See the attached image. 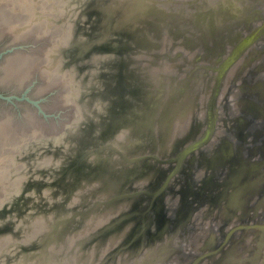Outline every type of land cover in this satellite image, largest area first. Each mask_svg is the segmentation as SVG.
I'll list each match as a JSON object with an SVG mask.
<instances>
[{"label": "water", "instance_id": "water-1", "mask_svg": "<svg viewBox=\"0 0 264 264\" xmlns=\"http://www.w3.org/2000/svg\"><path fill=\"white\" fill-rule=\"evenodd\" d=\"M120 1H110L107 10L114 11ZM119 5L122 7L118 21L121 33L117 39L104 42L103 46L107 48L98 52L100 59L107 52L115 55L114 49L118 48L117 67L110 71V66L109 72L103 75H110L105 87H119L105 96L118 99L117 91L123 95L131 90V95L135 96V92L141 89L147 114L142 116L143 110L138 105L125 110L121 106L123 108L119 111L115 107L110 108L111 113L106 118L112 122L119 120L116 123L118 129L115 122L111 124L109 121L108 124L115 127L113 131L106 130L114 134V143L91 144L94 139L92 131L102 124L103 117L97 113L94 115L83 106L76 127L71 130L75 134L73 139L55 142L49 138L48 143L38 147L43 155L39 154L34 164L38 168L36 172L43 170L41 173H44L46 170L42 166L52 167L58 162L54 155L44 154L48 145L65 146L64 143L80 141L69 158V170L62 172L60 178L52 171L50 176L43 178L48 187L38 189L43 193L40 194L42 200L54 193L57 183L61 188L88 183V187L98 186L102 191L95 199L87 198L92 200L94 209L100 215L90 217L83 228L69 234L63 242L52 243L49 250L51 253L55 250L56 256L54 253L53 260L49 256L41 261L49 262L50 259V264H64L58 254H73L70 248L79 245L76 243L83 242L87 234L97 228L101 231L100 239L104 241L95 245L103 247L99 251V264L108 263V258L113 261L109 264H264V153L258 160L239 156L241 145L238 147L235 144L233 135H223V122L219 123L223 117L220 113L227 115L224 109L219 111L222 97L216 102L223 73L244 50L254 54L249 62L264 55L260 46H251L264 39V0H122ZM85 37L78 49L72 51L71 59L68 56L70 68L84 59L97 56L91 55L90 50L94 38L88 33ZM86 42L89 46L83 51ZM15 43L9 42L10 47L0 52V60L21 47ZM260 43L264 46L263 42ZM30 45L27 44L28 47ZM67 47L68 44H63L57 54L61 65L65 63L61 55ZM173 54L184 58L180 68L169 65L168 59L172 61L176 58L172 57ZM112 57H109V62ZM137 63L140 64L139 69L135 66ZM215 63H220L217 68ZM214 69L218 70L217 85L212 91L200 94L199 86L207 87L208 76ZM147 79L150 87L145 90ZM37 82L36 79L24 85L21 97L14 92H0V97L9 101L25 97L39 106L46 99L44 94H39L42 95L39 98L29 96L36 94L34 88ZM138 82H141L138 86H131ZM261 84L264 87V79L255 88L258 89ZM104 93L98 90L90 97L95 99ZM251 96L245 102L246 108L228 110L230 114L236 112L234 125L237 135L249 124L257 125L253 134L264 130V99L257 100L253 98L255 95ZM198 100L202 102L200 106ZM233 100L238 103V97ZM40 111L47 117L42 108ZM148 113L149 129L147 124L143 127L140 122L142 118L148 120ZM198 114L207 119L202 131L181 146H176L175 151L168 152L166 142L181 134L190 117ZM121 127L126 141L118 145L115 140L119 138L117 131ZM79 134L87 136L86 144L77 136ZM215 134L221 137L217 147L213 146L215 141L212 137ZM71 135L67 134V138ZM129 140L133 141L129 143ZM179 143L180 139L176 144ZM205 147H209L210 155L208 149V155L200 157L199 151ZM106 149L115 152L116 156L111 157L112 153H109L103 157ZM92 150L99 153L93 155ZM105 161H108L110 170L100 173L99 166ZM198 167L205 168L199 171ZM28 172L27 177L31 178ZM41 173L33 177L40 180ZM181 173L184 175L178 179ZM253 191L258 194H252ZM30 195H36L35 190ZM129 200L133 201V205L125 208ZM31 212L28 211V214ZM222 212L226 214V224L220 237L218 226ZM37 213L34 224L39 228L46 216ZM81 215L88 217V212L84 210ZM59 222L61 219L57 225ZM52 223L50 232L55 235L60 227ZM58 246L63 247L62 253ZM75 251L78 253L76 259L89 261L98 253L94 250L85 252L83 247L81 250L76 247Z\"/></svg>", "mask_w": 264, "mask_h": 264}, {"label": "rangeland", "instance_id": "rangeland-1", "mask_svg": "<svg viewBox=\"0 0 264 264\" xmlns=\"http://www.w3.org/2000/svg\"><path fill=\"white\" fill-rule=\"evenodd\" d=\"M46 1H47L46 3L50 7L46 11H44V16L46 18L45 27L49 29V26L53 25L55 33L57 32L63 33L65 32L64 30L66 28L71 29L70 35L67 41L68 47L65 50L64 54L61 55V58L65 62V63H62V65L60 63V60L57 57V54L59 52L58 47H57L58 42H56L57 43L56 44L55 42L48 40L45 45H37L38 50H32V52H35V53L36 52L42 53L45 47V50L49 53L50 58L53 59V66H55L56 76L57 78L61 79V82L59 83V85L62 88V90L60 91L61 93L58 96V98H56L57 100L56 104H54V100H55L54 96L56 94L50 96L49 97L50 100L49 99L46 100L47 102L46 108L54 109L56 110V112L47 113V111L45 110V113L48 115L49 114L54 115V113L57 115L58 113L60 116L58 117L57 116H49V117L47 116L46 117L45 115H43L44 113L39 114L37 110L34 109V113L36 114V116L40 117L39 124L43 126L45 128L44 131H47V132L43 133L41 131H37L39 132V134L32 132L30 134H27L29 135L27 138H23V140H18L15 142V144L18 145V147L20 146L19 145L20 143H23L22 145H25V143H28V144L31 143L29 147H27L26 149V151L30 153L27 154L25 157L26 159L24 163L25 167L23 168L24 170H27V171L21 172L19 176L16 177L19 180V183L18 185H16V188L15 186L12 187L11 181L10 182L9 180L7 181L8 182L7 188L8 189L10 188L9 190H15V192L9 195L7 193V191L9 190L6 188L4 191L3 183L0 182V206H1L0 218L8 216V213H11L12 207H14V209L17 207H20V205L22 207L23 206L27 207L24 213L23 211H20L16 214L13 213L12 214L13 216H10L9 214V217H10L9 219L0 221V224H1L0 225V228H1L0 238L4 237L2 238L3 240L0 241V260L3 257L6 259V261H9V263L11 264H50V259H48L49 262L41 261V259L43 260L44 258L46 257L49 258L50 256L52 257L51 259L53 260L54 253L56 256L55 250H53L52 253L49 250V247L52 243L63 242L62 240L67 238L69 234L72 235L73 232L75 231L77 232L79 229L83 228L86 225V222L89 220L90 217L94 218V216L98 217L100 215V213L94 209L93 204L91 202L92 200L91 201L89 200L95 199V196L100 195L102 191H100V189L97 188L98 186L94 188L88 187L87 186L88 183L83 184L81 182L82 184L80 185L76 183L75 185L73 184L72 186L68 188L67 187L61 188L59 187L60 183L59 184L57 183L54 186V190H55L54 193L52 192L49 198L44 199V200L40 198V197H43L40 195L43 193L39 192L38 189L44 190L48 187V185H46L48 183L45 184L46 181L44 182L43 178L50 176L52 174L51 171L54 173V175L56 174L57 178H60L62 175V172L69 170V168H67L69 158L71 154L75 152L74 151L76 149L75 145H78L80 141L78 143L74 141L70 144L64 143L65 146L57 145L58 147L52 144L48 145L49 148H46L44 150V154L48 153L49 155H54L55 157L58 158V162L54 164V166L52 167L49 165L42 166V169H45L46 171H44V173H41L43 172V170L40 171L42 175L41 176L42 179L40 178V180L33 177V175L37 176V173L40 174L39 172H36L38 168L34 164L35 161L38 159V155L35 154L36 151H39L38 147L42 146L45 143H48L50 140L49 138H51L50 141L52 140L55 141L57 138H60L61 141H65V139L67 140H70L71 138L73 139L75 137V134L71 130L72 128L76 127L75 123L78 122V119H79L78 116L81 115V113L83 112V111L76 112L75 109H78V110L83 109L82 105L84 106V109L86 108L87 110H89V112H92L94 115L97 113L98 115H101V117H103V119L100 122L102 124L98 126L94 131H92L91 136L93 135L92 137H94V139L92 140L91 144H94L96 142H99L100 144L105 143L104 145L114 143V134L110 132L113 131L115 126L109 125L108 123L109 121L111 124L115 122V125L118 129L119 126L116 123L119 122V120L116 119L114 120V122H112L111 120H109V118L108 119L106 118L111 113L110 108L115 107V109L119 111L121 110V108H123L121 106H124V110H125L127 109V107L131 108V106L136 107V105H138V107H140L143 110L142 116L147 114V112H145L147 111L146 110L147 107L144 105L145 100L141 99L142 97L141 89L140 91L135 92L136 93L135 96L131 95V93L133 92L132 90L129 94L126 93L123 95L120 93L121 91H117L116 97L118 99L112 98L110 95L105 96V94L112 91V89L119 87V86H115L113 88L105 87L106 83L110 80L109 79L110 75L109 73H107L105 77L103 75V73L105 74V72H109L107 70H109L108 68L110 66H112L110 71H113V69L117 67L116 62L118 59L117 56L119 55H117L116 53L115 55L114 54L109 55L108 52L107 54L104 53L103 58L107 57V60H101L103 58L98 59L99 58L98 52L100 51L91 50L92 51L91 55L94 56L96 54L97 56L95 58H97V60L95 58L89 59V60L84 59L83 62H80L72 66V68H70V66L68 65L70 64L68 62V56L70 57L73 54L72 51L75 50V48L79 45V43H82L83 41L86 40V37L84 34V32L86 33V31H84V29L81 27V25H83V19L81 20V17L79 16L80 10L83 8L84 3L85 4L89 3L88 4L89 12L95 14L90 19L88 18V21H87L88 27L89 26L91 27L93 25L99 26V29L97 30L100 31V35L97 34L96 36L100 39V42H98L99 41L98 39L96 40L97 37L94 38L92 40V42L94 43L93 46L94 45L100 46L104 42H111L117 39L121 33L120 25L118 21H119V15L122 13V7L119 5L122 2V0L119 2L118 6H115L114 11L107 10V4L111 3L110 1H113V0H106V1L104 0L103 1L102 0H90V1L89 0H50V1L46 0ZM54 4H55V8H53ZM52 10L54 13L52 12ZM49 17L55 18V21ZM59 19L61 21L58 22ZM53 22L55 24H52ZM85 23L86 22H84V24ZM56 28H58L59 31H56ZM189 36L191 38V35ZM4 39H5V36L0 38L1 41H4ZM9 40L10 39L7 37V41L6 40L5 41L8 42ZM12 42L15 43L14 41ZM260 42L264 43V39H259L257 42L253 43L251 46L252 47L260 46V49L264 51V46ZM51 43H54L56 47H53ZM67 44H64V45H67ZM90 44H91V41H90ZM20 46L21 45H19V47ZM88 46H89V42H86V45L82 48L83 51H85V49ZM260 49L258 48V50ZM244 51L245 52L241 53V55L237 58V60L223 73V76L221 78V82L219 85L220 90H219L218 97L216 98V102H219L220 98L222 97L221 108L219 109V111H221V109H224V112L226 111V114H227L226 116H224L225 113H220V117L223 116L222 120L220 118V121H219V123L223 122V125H221V128L224 130L222 131L224 132L223 135H226V136L233 135V138L235 137L234 138L235 144L238 147L239 145H241L240 147L241 153H239L240 154L239 156L241 158H248L250 160L252 159L258 160L262 152L264 153V130L260 132V134L258 135L259 137L256 138L252 134L254 133L257 125L249 124L242 131L239 130L240 133L237 135L235 133V125H234V122H235L234 115L236 114V112H232V114L229 113V111H231L232 109L237 110V108H240V107H241L240 109H242L243 107L246 108L245 102L247 99H250V97H252L251 95H255L253 96V98L257 100L264 99V88L263 89H261V87H258V89L255 88L257 84L259 85L260 80L262 82V80L264 79V55L256 58L252 62H249V60L252 58L254 54L251 53L250 50L249 51L244 50ZM110 56L111 57L113 56L111 58L112 59L111 62L108 61L110 60L109 58ZM172 57H176V58H172L173 59L172 61L171 60L169 61L168 59L169 65H172L176 69L183 66L184 58L182 56H176L173 54ZM99 60H101L102 62H99ZM218 64L220 63H215L216 68L217 66H219ZM132 65L133 64H131V66ZM62 66L65 71L62 69ZM135 66H137V69H139L140 64L137 63ZM103 67H106L107 69H104ZM68 69H71L72 71L70 70L71 71L70 72ZM217 75H218L217 69H214L213 71L211 70V75L208 76V78L210 77V80L208 82L207 87L203 85L202 86L204 88L203 89L201 86H199L200 94L201 93L203 94L206 91H209L210 89H211L210 91H212L215 88V86L217 85V80H216ZM232 77H233V80H231ZM64 78H65V81H64ZM27 80L31 82V81L36 80V78L27 79ZM39 81L40 80H38L36 85L39 84ZM147 82L148 83L145 84L146 86V88H144L145 90L149 89L150 87V83H149L150 81L148 79H147ZM139 83L141 82H138L136 85H131V86L136 87L139 85ZM18 87H21V86H18ZM35 88H34V91H35ZM98 90L105 92L103 94L104 96L101 94L95 99L91 98L90 94L91 93L93 94V92L98 91ZM236 97H238L237 104L233 100V98L235 99ZM198 101H199V106H200L202 102L200 103V100ZM205 102L207 101L205 100ZM233 103L234 105H232ZM53 106H55L56 108L55 107L53 108ZM149 115L150 113H148V120L143 119V118L140 119V122L143 125V127H145V125L147 124L148 129L150 128ZM14 118H15V124L18 127H26L27 125H29L30 127L32 126L31 125L32 123L29 121V117L25 115H21L19 116V118L16 117L15 115ZM47 120L48 121L50 120V121L48 122ZM206 120H207L206 117H202L200 116V114H198V116L194 115L193 117H190L187 123V127H185L183 131L180 132L181 134L175 135L174 139H171L170 141L166 142L165 147L167 148V151L168 152H171L172 150L175 151L176 146H181L182 143H184L186 140H190L191 138H194L196 135H198L202 131ZM51 123L55 124L54 125L55 127L53 126L54 129H52V126H50L51 128L48 127V124L52 125ZM45 124L47 125V127H45ZM106 130H111V131L106 132ZM120 131L119 132L117 131V135H119L118 136L119 138H117L115 141L125 142L126 140H124V137H123L124 133H122L123 127H121ZM67 134L68 135L72 134V135L70 137L68 136L67 138ZM77 136L80 137V139L83 140L86 144L87 136L83 135L82 137V134H79ZM53 138H56V139H53ZM212 138H213V141H215L213 142V146L217 147L218 145H220V139H221L220 136L215 134ZM179 139L181 142L177 145L176 142L179 141ZM222 140L225 141V137H223ZM132 141L133 140H129V143ZM208 149L209 147L208 148L205 147L204 150L199 151L200 157H206L208 155ZM92 151L93 152L91 154L93 155L99 153V151H96V150H92ZM101 151L102 150H100V152ZM104 151L105 153L103 157L110 155L109 153H112L111 157L116 156L115 152H112L108 149ZM41 155H43V153H41ZM209 155H210V149H209ZM235 158L236 157H234L233 160ZM16 160L18 161L17 163H22L17 158ZM12 161H13V166L10 167V172L12 171L13 168H15V164H17L14 159H12ZM231 165L232 164H230V166ZM260 165L262 167V162ZM27 167L29 168V172H28V169H26ZM156 167L157 166H155V168ZM109 168L110 167L108 166V161H105L104 164L99 166V172L107 173V171L110 170ZM203 168L205 167H201V168L198 167L197 169H199L200 171ZM225 169H226L225 171H227L228 166ZM263 169H264V166H263ZM153 171L154 170H152V172ZM27 172L32 175L31 178L27 177ZM181 175L183 177L184 174L183 173L179 174L178 179L181 177ZM22 179H24L23 182L21 181ZM65 179H66V176L63 180ZM38 180H39V184H38ZM128 186L131 187V183H129ZM34 190H35L36 195L31 196L30 193H32ZM257 191L255 192L253 191L252 194H256V193L258 194ZM87 198H89V200H87ZM5 202L7 203L5 204ZM132 203L133 201L132 202L130 200L127 201L128 205L125 208L131 207L133 205ZM5 206H6V209H4ZM91 207H93V209ZM5 210H8V213H5ZM84 210L88 212V217L81 215L82 212H84ZM28 211H32L31 214H28ZM37 212H39L40 215H42L43 213V215L45 214L44 216H46L42 219L39 228H37V226L34 224V220H36L35 216L36 214H38ZM75 212H78V214L75 215L74 214ZM19 213H23L25 216L23 225L19 227L21 228L20 230H18L19 228L17 224H14V222L18 218L17 215ZM220 218H222V220L220 219L221 223L218 226V234L220 237H222L223 235L222 232L223 230H225V228L223 227L226 224L225 223V220H226L225 212H222V215H220ZM39 219L41 218L39 217ZM59 219H61V222H59V225H57ZM1 222H3V224ZM51 222H53L52 225L56 227L57 226L60 227L59 233L54 235L53 232H50L52 230ZM96 229L97 228H95L94 230H91V232L87 234L83 242L76 243L79 245H74L73 248H70L69 251H74L73 254L71 252L70 253L67 252L64 255L58 254V256L62 257L63 261H65V263L63 262L64 264H99L98 262V257H100L99 251L103 247L95 246V245L97 243L101 244L104 241L100 239L101 236L99 237L101 231H99L98 229L96 230ZM14 231H17V232L14 233ZM190 232L191 231H189V233ZM6 234L7 235L9 234V236L7 237ZM76 247H79L80 250L83 247L85 252L88 250L89 251L94 250L96 252L98 251V253H96L94 258H92V260L90 261L86 260L85 258L78 260L75 258V255L78 257V253L75 251ZM58 248L60 249L59 252L62 253L63 247L58 246ZM12 250L15 252L14 255H12L13 253ZM50 253L52 255H50ZM109 254H111V251L109 252ZM107 261L108 263H105V264H109L110 262H113L111 258H108ZM3 262H5V260H3Z\"/></svg>", "mask_w": 264, "mask_h": 264}, {"label": "bare ground", "instance_id": "bare-ground-1", "mask_svg": "<svg viewBox=\"0 0 264 264\" xmlns=\"http://www.w3.org/2000/svg\"><path fill=\"white\" fill-rule=\"evenodd\" d=\"M46 2V0H0V38L5 36L10 39L9 41L19 42L15 44L21 45L20 48H17L13 52L9 53V55L7 54L4 60L1 61L0 85L22 87L33 82H30L27 79L36 78L38 80L40 78L39 84L36 85L37 88H35L36 94H45L43 98L45 97L47 100L49 99L47 98L48 94L53 92L50 95L56 94L54 96L55 100L53 99L54 104H56V98H58V96L60 95V91L62 90V88L59 85L61 79L57 78L55 73L53 59L50 58L49 53L45 50V47L42 53H35L32 52V50H38L37 45H45L48 40L55 43L58 42L57 47L59 50L63 45L62 43L67 44L71 29L66 28L64 30L65 32L63 33H55L53 25L49 26V29L45 27L46 18L44 16V11H46L50 7ZM52 19L54 20V18ZM52 24L55 23L53 22ZM56 31H59L58 28H56ZM27 44H31V47H28ZM51 45L53 47H56L54 43H51ZM54 107L55 106H53V108ZM53 110L54 109H52V111ZM75 110L76 112H82V109ZM10 113L11 112L7 111L0 113V182L3 183L4 191L8 187L7 181L11 176L10 167L13 166L12 159H14L17 163L18 161L15 158L16 153L22 149L26 150L27 147H29V145L31 144L25 143V145H22L23 143H20V146L18 147L15 142L18 140H23V138H27L29 136L27 134H30L32 132L37 134H39V132L37 131H41L43 133L47 132L44 131L45 128L39 124L40 117L36 116V114L34 113V109L27 108L22 114L29 117V121L32 123L31 127L29 125L26 126L28 128L16 126L14 118L15 115L13 113ZM57 115L60 116L58 113ZM57 115L54 113V115L49 114L47 116L49 117ZM36 121L38 124L36 123ZM51 124L52 125L48 124V127L51 128L50 126H52V129H54L53 126L55 124ZM45 127H47L46 124ZM55 141L58 142L61 140L60 138H57ZM117 144L123 145V142H117ZM21 165L22 163H17L15 164V168L19 169ZM13 176L14 174L12 175V177ZM14 183L15 185L13 186H15L16 188V185H18V183L15 181Z\"/></svg>", "mask_w": 264, "mask_h": 264}, {"label": "flooded vegetation", "instance_id": "flooded-vegetation-1", "mask_svg": "<svg viewBox=\"0 0 264 264\" xmlns=\"http://www.w3.org/2000/svg\"><path fill=\"white\" fill-rule=\"evenodd\" d=\"M90 1V0H89ZM88 1V2H89ZM88 4L89 3H87V4H85L84 3V5H83V8L80 10V14H79V16L81 17V20L83 19V25H81V27L84 29V31H86V33H88V35L89 36H91L92 38H96L97 36V34L98 35H100V31H98L97 29H99V26H96V25H93V26H89L88 27V25H87V21H88V18L90 19L91 17H93L95 14H93V13H91V12H89V10H88ZM53 8H55V4L53 5ZM52 12H53V10H52ZM54 13V12H53ZM53 15V14H52ZM55 16V15H54ZM84 17V18H83ZM49 18H53V17H49ZM87 19V20H86ZM54 20H55V18H54ZM84 22H86L85 24H84ZM83 32V31H82ZM84 34H85V32H84ZM103 34H104V32H103ZM7 41V37H5V39H4V41H1L0 40V52L1 51H5V50H7L9 47H10V45H9V42L10 41H8V42H6ZM77 49H78V47H76ZM105 48H107V47H104L103 46V44L102 45H100V46H92L91 47V49L90 50H93V51H99L100 49H104L105 50ZM109 49V48H108ZM101 50V51H102ZM114 51H115V53H117V51H118V48H115L114 49ZM128 51V50H127ZM6 57V56H5ZM5 57H3L1 60H0V63H1V61L2 60H4V58ZM70 58V57H69ZM101 60H106L105 58H103V59H101ZM101 60H99V62H102ZM39 80V79H38ZM262 86V84L259 86V87H261ZM24 86H22V87H14V86H3V85H0V92H3V93H6V94H11V93H17L20 97L22 96V91L24 90ZM264 87H261V89H263ZM47 95V94H46ZM29 96H31V97H33V98H39L40 96H42V95H33V93H31V94H29ZM43 96H45V94L43 95ZM50 96H52V95H50V94H48V98L50 97ZM46 99L44 100V101H41L39 104V106H37V105H35V104H33V103H31L30 101H28V100H26L25 99V97H23L21 100H12V101H9V100H5V99H3V98H1L0 97V113L1 112H11V113H13L14 115H16V117H18L19 118V116H20V114L22 115L23 114V112L25 111V109H27V108H30V109H36L37 110V112L39 113V114H42L41 113V111H40V108H42V109H44V110H46L47 111V113H53V112H55V110H53L52 111V109H47L46 108ZM32 105V106H31ZM11 110V111H10ZM21 112V113H20ZM19 113V114H18ZM264 120V119H263ZM260 134V132L259 133H257V134H252V135H254L256 138H258L259 135ZM30 152H27L25 149H22V150H19L16 154V158H18V160L20 161V162H22V165H21V167L19 168V169H16V168H13L12 169V171H11V176L9 177V180L11 181V185H12V187H14L13 185H15V183H14V181L17 179L16 177L17 176H19V174L21 173V172H25L26 170H24L23 168L25 167L24 166V163H25V161H26V159H25V157H26V155L27 154H29ZM35 154H37V155H39V154H41L39 151H36L35 152ZM28 168V167H27ZM26 168V169H27ZM29 169V168H28ZM23 170V171H22ZM14 174V176L12 177V175ZM23 177V176H22ZM20 178V177H19ZM15 182H17V183H19V180H17V181H15ZM13 192H15V190H9V191H7V193L10 195L11 193H13ZM9 197V196H8ZM7 202H5V204H6ZM0 208H1V206H0ZM4 209H6V206H5V208ZM27 209V207H25V206H21L20 205V207H17V208H15L14 209V207H12L11 208V213H8V210H5V213H8V216H6V217H2V218H0V221L2 220H7V219H9L10 217H9V214H10V216H13L12 214L14 213V214H16V213H18V212H20V211H23V213H24V211ZM10 212V211H9ZM23 213H19L17 216H18V218H17V220L14 222V224H17V226H18V228L20 227V226H22L23 225V223H24V218H25V216H24V214ZM7 215V214H6ZM2 224H3V222H1ZM19 223V224H18ZM1 225V224H0ZM14 228V227H13ZM1 229V228H0ZM21 228H19L18 230H20ZM17 230V231H18ZM17 231H14V233L15 232H17ZM7 235V234H6ZM7 236H9V234L7 235ZM6 237V236H5ZM2 238H4V237H2ZM2 238H0V241H2L3 239ZM5 248V247H4ZM22 250V249H21ZM12 255H14L15 254V252L12 250ZM3 260H5V262H3ZM0 264H11V263H9V261H6V259L5 258H1V260H0Z\"/></svg>", "mask_w": 264, "mask_h": 264}]
</instances>
